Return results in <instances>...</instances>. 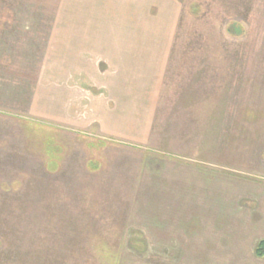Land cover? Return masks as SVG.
Returning <instances> with one entry per match:
<instances>
[{
    "label": "rangeland",
    "instance_id": "obj_1",
    "mask_svg": "<svg viewBox=\"0 0 264 264\" xmlns=\"http://www.w3.org/2000/svg\"><path fill=\"white\" fill-rule=\"evenodd\" d=\"M153 1L0 0V264H228L235 242H249L245 218L264 210V0ZM107 20L119 24L96 25ZM122 50L146 59L127 68L134 90L169 54L165 77L131 100L137 111L157 97L146 143L56 114L75 77L107 97L120 73L107 58ZM160 158L194 181L183 208L193 220L176 238L174 200H134L143 163L153 174ZM156 237L169 253L161 263L145 248Z\"/></svg>",
    "mask_w": 264,
    "mask_h": 264
},
{
    "label": "crops",
    "instance_id": "obj_2",
    "mask_svg": "<svg viewBox=\"0 0 264 264\" xmlns=\"http://www.w3.org/2000/svg\"><path fill=\"white\" fill-rule=\"evenodd\" d=\"M119 1L128 3L138 2V0ZM141 1L144 3V7L142 6V9L146 8L147 10H151L150 8L153 6V4H157L153 0L152 2L149 0ZM78 2H81V0H78ZM161 6L162 3H159L158 10L161 9ZM120 8L122 7L120 6ZM153 9L154 8H152V10ZM137 13L139 15V12ZM122 14H124V17L122 19L126 17L127 19L130 18V12L124 11ZM149 14L155 17V15H153V12ZM175 16H177V14H175ZM122 22L123 24L127 23V21L124 20ZM113 24H119V22L115 23L107 20L104 23L97 22L96 25L107 26ZM78 39L88 40L90 39V37L79 36ZM96 39L98 38L96 37ZM101 39L107 40V37ZM108 39L114 40L115 37L112 36L111 38L110 36H108ZM123 39L128 40L127 37ZM121 52L123 53L122 58L120 60H116V62L113 61L112 58H109V55L107 58V60H109L111 63L118 64L120 68L118 80H109L108 83H106L105 87L107 97H105L103 93L96 92L97 90H95V88L98 89L100 86L98 82H94V80L86 82L78 81V77H75V79L68 82L66 86H61V90H59L60 93L58 96V109L56 111V114L59 121H62L63 124L67 127H85L89 128V130L95 129L97 130V132H103V134L106 135H120L123 134V132H137V137H133L135 135L131 137L146 143V134L149 132H154V129L152 128V121L155 120L156 114L154 105L157 103V97L154 96L153 93H149V100H152V105L149 107L147 106V109H139L137 111L131 108V100L136 98L137 94H140V88L142 89L149 84L156 83L157 81L159 82L160 79H163V77H165V70L167 69L169 64V54L167 51H160V54H157L154 60L152 59L149 61V67H152L153 70V74L150 75L149 78L151 79L152 77L153 80L151 79L149 82H147V84L138 82L137 84H139V88L134 90L131 81L132 71L134 72L135 69L137 71L139 68H141L140 64H143L146 59L143 55L135 54L131 50H122ZM81 66L83 65L81 64L77 69L78 73L84 74L85 69ZM127 68H131L132 71L128 70ZM127 72H129V76ZM132 94L133 96L131 97ZM154 100H156L155 103ZM111 104L114 106H112ZM82 107H84L85 110H88V116L80 115V108ZM134 114L135 116H133ZM95 123L98 126L94 125ZM160 161V165H155L158 169L155 172L153 170V174H147L146 169L149 168V164H147V161L143 163L140 175L138 176L135 183H132L135 184L137 188L136 192L138 193L134 200H148L152 198V195H158L154 198L158 199L160 197L161 200H174L176 203L170 204L168 206V208L172 210L169 213V216L175 218H183L177 219L174 222V228L169 230V233H173L171 237L176 238V233H185V227H187L186 223L189 222V220H193L192 214L189 215V213H187V210H183V208L186 207L187 204H190L191 200L193 199V195L190 192L191 185L194 183V181L189 180L188 177L183 175V170H185L187 167L184 163L178 161L175 162L164 158H160ZM185 211L186 213H184ZM143 218L144 219H141L139 223L144 225L145 229L142 230L144 232H147L146 224L143 223L144 221H146V219L145 217ZM245 219L250 225V232L247 235L249 242H235L237 243V245L239 244V246H237L236 248L237 251L235 252L234 259L228 256V264H264V210H261V213L257 216L250 215ZM137 231L143 233V231L141 230L137 229ZM238 231L241 234L240 237H242L243 230L240 228ZM156 233H164V231L159 229ZM245 238L246 236L244 235V239ZM161 240L162 239L160 237H156V240H151L149 238V242H147L152 243L153 245H145L146 249H150L151 247L153 249L159 250L158 252H155V256H153L154 258L158 259L157 261L159 263L169 257V253L163 251V249L166 247L161 244ZM222 262L224 263V261L221 260V256L219 255L217 263L222 264Z\"/></svg>",
    "mask_w": 264,
    "mask_h": 264
},
{
    "label": "trees",
    "instance_id": "obj_3",
    "mask_svg": "<svg viewBox=\"0 0 264 264\" xmlns=\"http://www.w3.org/2000/svg\"><path fill=\"white\" fill-rule=\"evenodd\" d=\"M231 30H233V29H231ZM232 32H234V31H232ZM262 249V248H261ZM262 251V250H261ZM259 254H261V253H259Z\"/></svg>",
    "mask_w": 264,
    "mask_h": 264
}]
</instances>
